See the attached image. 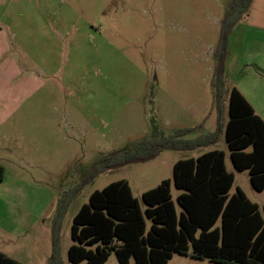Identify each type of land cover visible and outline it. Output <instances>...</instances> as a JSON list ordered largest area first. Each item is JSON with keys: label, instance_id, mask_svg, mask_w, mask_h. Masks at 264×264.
I'll return each instance as SVG.
<instances>
[{"label": "rangeland", "instance_id": "1", "mask_svg": "<svg viewBox=\"0 0 264 264\" xmlns=\"http://www.w3.org/2000/svg\"><path fill=\"white\" fill-rule=\"evenodd\" d=\"M230 3L0 0V262L48 264L57 204L79 184L59 230L62 264H71L74 215L108 184L126 181L143 209L142 193L170 180L179 212L174 163L212 150L224 152L234 175L230 193L241 189L264 219V192L234 169L224 138L227 101L219 120L211 86L220 69L227 88H239L264 120V29L251 25H264V0H253L220 49ZM178 130L187 131L182 140L218 130V140L124 165L149 158L138 141ZM206 263L175 254L167 264ZM105 264H118L113 253Z\"/></svg>", "mask_w": 264, "mask_h": 264}, {"label": "trees", "instance_id": "2", "mask_svg": "<svg viewBox=\"0 0 264 264\" xmlns=\"http://www.w3.org/2000/svg\"><path fill=\"white\" fill-rule=\"evenodd\" d=\"M252 1L231 0L220 29V49H225L228 36L244 18ZM211 83L219 120L227 101L224 138L231 163L236 171L248 173L255 191L263 192L264 121L235 87L227 88L220 69ZM186 133L178 130L170 136H152L135 146L148 148L144 156L147 158L163 150L206 148L218 140V130L207 136L182 140ZM108 162L98 166L90 180L107 170ZM3 176L0 168V181ZM234 181V175L226 170L224 152L212 150L174 163L172 183L182 191L176 197L179 212L172 200L170 180L142 193L143 209L124 180L95 190L73 217L70 229L73 243L67 252L68 261L105 264L113 253L118 264H130L131 260L134 264H167L175 254L213 264H264V220L259 206L238 187L230 194ZM82 185L65 192L57 204L51 224L48 264H62L59 230L67 206ZM0 264L20 263L1 261Z\"/></svg>", "mask_w": 264, "mask_h": 264}, {"label": "crops", "instance_id": "3", "mask_svg": "<svg viewBox=\"0 0 264 264\" xmlns=\"http://www.w3.org/2000/svg\"><path fill=\"white\" fill-rule=\"evenodd\" d=\"M253 2V1H252ZM251 25L252 26H254L253 28H255V29H258V30H262V29H264V25H260V23L259 22H257L256 20L255 21H251ZM232 87H235V86H232ZM243 96H244V98L249 102V104L253 107V105H252V103L250 102V100L246 97V95L239 89V88H237V87H235ZM253 109H254V111H255V113L257 114V112H256V110H255V108L253 107ZM258 115V114H257ZM262 120H263V118L260 116V115H258ZM264 121V120H263ZM226 167V166H225ZM227 170V169H226ZM233 174V173H232ZM234 180H235V178H234ZM235 182V181H234ZM236 189V188H235ZM231 192V191H230ZM264 192V191H263ZM231 194V193H230ZM263 204H264V202H263ZM262 204V205H263ZM262 205H261V208H262ZM259 209H260V206H259ZM263 218V217H262ZM264 220V219H263ZM200 261H204V260H200ZM207 264V263H206ZM208 264H213V263H208Z\"/></svg>", "mask_w": 264, "mask_h": 264}, {"label": "water", "instance_id": "4", "mask_svg": "<svg viewBox=\"0 0 264 264\" xmlns=\"http://www.w3.org/2000/svg\"><path fill=\"white\" fill-rule=\"evenodd\" d=\"M157 156H158V155H153V156H151V157H149V158H147V159H144V160H136V161H133V162H127V163H125L124 165L130 164V163H143V162H145V161L153 160V159H155ZM113 168H114V167H111L110 169H113Z\"/></svg>", "mask_w": 264, "mask_h": 264}]
</instances>
